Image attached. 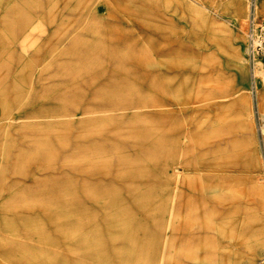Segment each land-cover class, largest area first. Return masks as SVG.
I'll use <instances>...</instances> for the list:
<instances>
[{"label": "rangeland", "instance_id": "374dc122", "mask_svg": "<svg viewBox=\"0 0 264 264\" xmlns=\"http://www.w3.org/2000/svg\"><path fill=\"white\" fill-rule=\"evenodd\" d=\"M253 11L264 0L240 20L227 0H0V264H264ZM205 17L242 39L240 64L208 57ZM91 155L103 166L78 169Z\"/></svg>", "mask_w": 264, "mask_h": 264}, {"label": "bare ground", "instance_id": "6f19581e", "mask_svg": "<svg viewBox=\"0 0 264 264\" xmlns=\"http://www.w3.org/2000/svg\"><path fill=\"white\" fill-rule=\"evenodd\" d=\"M228 4L230 6V9L232 10L233 16L240 20L245 15V0H227ZM194 16L196 19L200 18L201 11L199 9H194ZM201 27L203 29V35L205 44L210 49L214 48V52H210L208 54V57H216L219 58V55L217 56V52L220 54H223L226 56L228 62L230 63H238L240 64V61L244 58L243 51H242V39L241 41L237 38H234L231 31L224 25L218 23L217 21L213 20L211 17H205L204 19H200ZM235 39V40H234ZM233 41H236V45H233ZM214 53V54H213ZM201 54L197 52V58L200 59ZM222 73H225V69H221ZM228 76H232L233 80L239 85L244 86L245 85V79L243 76L240 75L239 71L235 68L233 72H226ZM259 95V94H258ZM244 99V98H242ZM239 104V103H238ZM90 105L87 103L84 105V108H89ZM87 114V112H85ZM260 132L261 134H264V121L260 125ZM102 158L101 156H89L86 159L83 160V164L77 165L78 169L82 168L81 170L90 172L95 169H98L99 167L103 166L99 162V159ZM107 163L106 161H104ZM99 165V166H98ZM78 233L77 228H75L72 232V234Z\"/></svg>", "mask_w": 264, "mask_h": 264}, {"label": "built area", "instance_id": "2783aa9c", "mask_svg": "<svg viewBox=\"0 0 264 264\" xmlns=\"http://www.w3.org/2000/svg\"><path fill=\"white\" fill-rule=\"evenodd\" d=\"M245 54L249 62L250 91L264 86V19L250 12L245 24Z\"/></svg>", "mask_w": 264, "mask_h": 264}]
</instances>
